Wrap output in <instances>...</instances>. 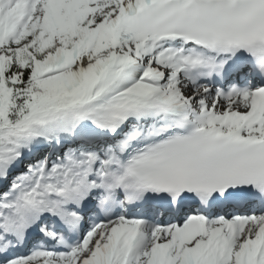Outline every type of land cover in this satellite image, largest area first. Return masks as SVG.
I'll return each instance as SVG.
<instances>
[{
    "label": "snow or ice",
    "instance_id": "1",
    "mask_svg": "<svg viewBox=\"0 0 264 264\" xmlns=\"http://www.w3.org/2000/svg\"><path fill=\"white\" fill-rule=\"evenodd\" d=\"M0 264H264V0H0Z\"/></svg>",
    "mask_w": 264,
    "mask_h": 264
}]
</instances>
